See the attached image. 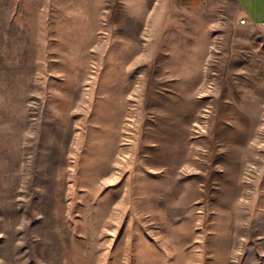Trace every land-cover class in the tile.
Listing matches in <instances>:
<instances>
[{
	"label": "rangeland",
	"instance_id": "374dc122",
	"mask_svg": "<svg viewBox=\"0 0 264 264\" xmlns=\"http://www.w3.org/2000/svg\"><path fill=\"white\" fill-rule=\"evenodd\" d=\"M0 264H264V29L0 0Z\"/></svg>",
	"mask_w": 264,
	"mask_h": 264
},
{
	"label": "crops",
	"instance_id": "0c3cea01",
	"mask_svg": "<svg viewBox=\"0 0 264 264\" xmlns=\"http://www.w3.org/2000/svg\"><path fill=\"white\" fill-rule=\"evenodd\" d=\"M182 7L207 14L228 15L234 25L243 28L264 29V0H179ZM246 18V23L240 19Z\"/></svg>",
	"mask_w": 264,
	"mask_h": 264
},
{
	"label": "built area",
	"instance_id": "2783aa9c",
	"mask_svg": "<svg viewBox=\"0 0 264 264\" xmlns=\"http://www.w3.org/2000/svg\"><path fill=\"white\" fill-rule=\"evenodd\" d=\"M246 18H242V19H240V23H242V24H244V23H246ZM262 25L264 26V23H262Z\"/></svg>",
	"mask_w": 264,
	"mask_h": 264
}]
</instances>
